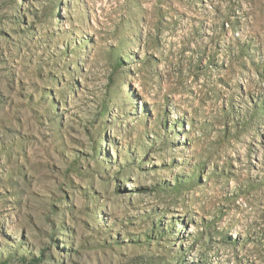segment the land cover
Instances as JSON below:
<instances>
[{
  "label": "rangeland",
  "instance_id": "rangeland-1",
  "mask_svg": "<svg viewBox=\"0 0 264 264\" xmlns=\"http://www.w3.org/2000/svg\"><path fill=\"white\" fill-rule=\"evenodd\" d=\"M0 264H264V0H0Z\"/></svg>",
  "mask_w": 264,
  "mask_h": 264
}]
</instances>
